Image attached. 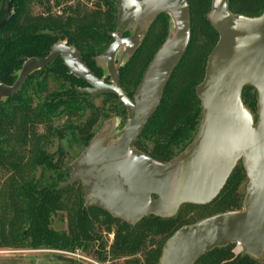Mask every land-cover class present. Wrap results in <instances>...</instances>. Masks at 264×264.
Instances as JSON below:
<instances>
[{"label": "trees", "instance_id": "16d2710c", "mask_svg": "<svg viewBox=\"0 0 264 264\" xmlns=\"http://www.w3.org/2000/svg\"><path fill=\"white\" fill-rule=\"evenodd\" d=\"M186 1L191 17L196 15L198 18H190L192 35L186 51L164 85L155 112L131 142L136 151L159 163L172 161L199 128L203 110L195 87L200 84L206 58L218 41L216 30L204 18L212 0ZM12 2L11 20L0 29L1 83L13 86L25 61L32 57L44 59L53 47L61 44L78 52L93 76L100 80L101 71L96 68L95 59L106 53L113 42L119 0H76L73 4L66 0ZM34 5L40 8L38 14L32 11ZM6 7V0H0V22ZM228 9L234 15L258 17L264 13V0H229ZM166 28V15L159 14L137 50L119 71L118 80L125 96L131 97L141 84L143 73L164 41ZM201 51L202 66L198 72L193 60ZM54 64L64 65L61 57L47 67ZM31 76L32 72L14 96L0 101V172L7 175L0 183V245L73 253L97 244L96 258L103 261L108 256L122 258L124 264H159L164 243L182 225L179 216L160 218L150 214L135 223H128L111 216L98 205H84L79 179L68 183L67 172L57 174L55 181L48 185L37 184L35 172L39 168L57 170L60 167L59 160L54 161L45 150L47 138L58 135L53 120L58 116L59 107H62L61 113L75 115L82 111L78 103H83V96L87 94L71 92L62 101L55 100L52 93L41 97L39 85L30 81ZM75 80L87 82L80 78ZM254 92L250 85H244L240 92L244 107L250 110L255 107ZM105 96L113 97L121 105L115 93ZM94 121L92 114L85 127L90 130ZM41 126L45 134H38ZM230 174L222 191L210 203L235 195L242 174L236 167ZM187 205L205 208L210 204ZM56 213L66 215L68 228L65 232L50 227ZM103 231L113 233V242L107 251V243L101 237ZM227 246L214 248L195 262L260 264L248 254L232 259L230 250H225ZM57 259L58 264H77L60 256Z\"/></svg>", "mask_w": 264, "mask_h": 264}, {"label": "water", "instance_id": "95a60500", "mask_svg": "<svg viewBox=\"0 0 264 264\" xmlns=\"http://www.w3.org/2000/svg\"><path fill=\"white\" fill-rule=\"evenodd\" d=\"M6 3L0 29L11 20L13 2ZM162 4L155 15H174L177 32L169 50L157 52L150 62L132 108L119 86L114 55L119 47L140 41L148 19ZM228 4L229 0H212L207 13L218 41L207 57L204 80L195 91L203 114L192 146L176 162L159 163L130 147L155 112L164 85L186 51L190 35L186 0H119L117 26L125 30L135 23V28L132 35L114 40L106 52L110 85L93 76L78 52L80 68L76 67L74 51L63 44L53 47L44 59L32 57L25 61L13 86L0 82L2 101L14 96L32 71L45 69L61 57L74 77L91 85L82 92L118 96L128 112L125 132L108 153L98 141L92 144L76 163L68 183L77 181L80 173L93 167L84 186L87 203L98 201L101 209L128 223L149 214L171 217L181 204H210L222 191L236 163L244 158L250 179L245 209L216 214L179 228L164 243L159 264H193L203 254L229 243H240L243 253L253 257H259L264 249V13L253 18L234 15ZM247 84L258 93L256 126L241 101V89ZM154 195L156 199H152Z\"/></svg>", "mask_w": 264, "mask_h": 264}, {"label": "rangeland", "instance_id": "374dc122", "mask_svg": "<svg viewBox=\"0 0 264 264\" xmlns=\"http://www.w3.org/2000/svg\"><path fill=\"white\" fill-rule=\"evenodd\" d=\"M75 2L76 0H73L72 3H69V1H67V3L69 4H73ZM163 6L164 5L162 4L156 7L153 14L148 19V23H146V27L144 29L145 32L143 33L140 41L137 44L135 45L125 44V46L119 47V49L115 53L113 64L118 77H119V71L126 65V62L129 60L132 54L137 50V47L140 45L143 37L147 34L148 32L147 30L150 27L149 26L147 28V26L149 24H152L156 20L154 18L162 13L166 15L167 28H166V35L164 41L159 46L157 52L161 51L165 53L169 50L171 42L173 41V38L177 32L176 22L174 15H171L168 12L167 13L161 12L155 15V13L159 11V9H162ZM210 7H211V3H210ZM209 9L205 11V15H204V18L207 21H208L207 13L209 12ZM39 10L40 8L37 5H34L32 8L33 13L35 14H38ZM190 18H193V20L198 19L196 15H193V17H191V14H190ZM208 23L210 24L209 21ZM134 28H135V23H132L125 30H123L122 27L116 26V31L112 34L113 41L116 39L125 38L127 36L132 35L134 33L133 32ZM191 35L192 32L190 30L188 42L191 38ZM202 53L203 51L197 53L193 60L196 62L194 64V68L196 71L198 70V72L200 71L202 66V62H201L203 58ZM75 57L76 58L74 60V65L80 68V66L77 63L76 53H75ZM206 64L207 62L205 61V67L203 68V75L201 77L202 79L200 81V84L204 80L203 77L205 74ZM95 65L96 68L100 69L101 71L100 81H102V83H104L105 85H110L112 81L110 80V77L107 72L106 53H103L96 57ZM47 68L48 69H45L44 71L42 69H41L42 71L41 70L32 71V76L30 78L31 82L39 85L38 93H40L41 97H44L46 94L52 93L54 95V98H56L55 100L62 101V100H66L67 99L66 97H68V94H70L71 92L77 94L84 93L87 95L83 96L84 97L83 103H78V106L82 109V111H78V113L75 115L71 116L67 113H61L62 107H59L57 111L58 116L53 120V126L57 128L58 135L53 137L48 136L49 138H47L45 143V150L53 157L54 161L59 160L60 167L57 170H49V169L47 170L45 168H39L35 172V179H37L38 182L37 184L39 186L48 185V183H51L53 180L55 181V176L57 174H61L64 172L65 173L67 172L68 180H70L71 179L70 175L74 170L76 163L80 160V157L84 153H86L91 148L92 144H94L96 141H98L100 147L103 148L107 153L110 152L115 142L125 132L127 119H128V112H126L123 104L121 103V105L119 106L118 102L113 97H106L105 96L106 94H102V93H95L94 95H91L87 92H82L81 89L92 88L91 85L87 82L86 83H82L80 81L77 82L75 80L76 78L68 71L65 65L61 66L59 64H54L51 65V67H47ZM141 82H142V78H141ZM199 85L195 87V91ZM254 93H256L255 107H253V110H250L248 108L246 109H248V111L251 114L253 125L256 126L258 121V109H257L258 93L256 92V89ZM135 94L136 92L131 97H128L132 108L135 105V100H136ZM92 114L93 117L95 118V121L94 124L89 128L90 130H88L85 127V125ZM37 131L38 134H45V130L43 126L39 127ZM196 134L188 144L180 148L176 156L173 158L172 160L173 162H176V160H178L182 155H184L188 151V149L192 146V142L194 141ZM130 148L132 150H135V146H133V144H131ZM96 165H100V164L97 163ZM235 167L237 169H240L242 174V179L240 180V184L236 189L237 191L234 192L235 195H231L230 198H226V199L221 197L216 201L210 203V205L206 206L205 208L196 207V206L193 207L187 204H181L180 206H178L179 208L177 212L173 216H171V217L179 216V219L183 221L181 222L182 225H180V228L181 226L183 227L187 225H192L196 221L209 218L210 216L216 214L226 213L229 211L242 212L245 209L244 202L249 192L248 185L250 179L246 171L243 157H241V159L236 163L234 168ZM4 177L6 179L7 175L0 172V183H3ZM87 177H88V171L80 173L78 176L79 178L78 182L82 186L84 205H91L87 203L88 194L86 193L84 187L88 179ZM156 198L157 196L154 195L152 199H156ZM92 205L97 206L99 205V202L98 201L93 202ZM10 215L11 213H9L8 217H10ZM50 227L55 231L65 232V230H67L68 228L66 215L64 213L54 214L51 219ZM101 237L102 240L107 243V247H106V251H107L108 247L113 242L112 241L113 233L106 234V232L103 231L101 233ZM227 245L228 246L225 250L226 251L230 250V253H232L231 245L229 244ZM96 248H97V244H94L88 250L82 248L72 253L68 250L66 252L52 250V249L31 250L26 247H21V246L11 247L1 244L0 264H58L59 262L57 256H60L61 259L64 258L71 259L72 261H75L77 264H124L125 261L122 258L112 259L107 256L106 261L96 258V254H95ZM217 248H223V247H217ZM243 255L234 256L233 254L232 259L241 257ZM137 257L140 258L139 255H137ZM251 257L255 259L257 263L264 264V249L261 251L259 257H253V256ZM193 264H197V263L194 262Z\"/></svg>", "mask_w": 264, "mask_h": 264}, {"label": "flooded vegetation", "instance_id": "af4514ba", "mask_svg": "<svg viewBox=\"0 0 264 264\" xmlns=\"http://www.w3.org/2000/svg\"><path fill=\"white\" fill-rule=\"evenodd\" d=\"M128 37V36H127ZM119 86H120V84H119ZM120 101V100H119ZM107 212V211H106ZM229 244H233V246H232V254H234V256H238V255H243L244 253H243V246L241 245V248H240V250H237V248H236V245L238 244V243H229Z\"/></svg>", "mask_w": 264, "mask_h": 264}, {"label": "built area", "instance_id": "2783aa9c", "mask_svg": "<svg viewBox=\"0 0 264 264\" xmlns=\"http://www.w3.org/2000/svg\"><path fill=\"white\" fill-rule=\"evenodd\" d=\"M67 1H69V3H72V2H73V0H67ZM236 248H237V250H240L241 245L238 243V244L236 245Z\"/></svg>", "mask_w": 264, "mask_h": 264}, {"label": "bare ground", "instance_id": "6f19581e", "mask_svg": "<svg viewBox=\"0 0 264 264\" xmlns=\"http://www.w3.org/2000/svg\"><path fill=\"white\" fill-rule=\"evenodd\" d=\"M92 170H93V167H88V174H91L92 173Z\"/></svg>", "mask_w": 264, "mask_h": 264}]
</instances>
